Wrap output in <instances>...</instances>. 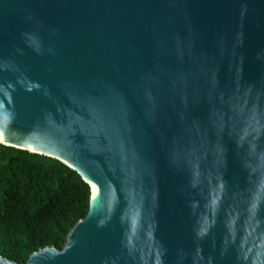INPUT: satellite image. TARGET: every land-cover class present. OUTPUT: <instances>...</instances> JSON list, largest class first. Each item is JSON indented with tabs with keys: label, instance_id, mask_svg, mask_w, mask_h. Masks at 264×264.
<instances>
[{
	"label": "water",
	"instance_id": "1",
	"mask_svg": "<svg viewBox=\"0 0 264 264\" xmlns=\"http://www.w3.org/2000/svg\"><path fill=\"white\" fill-rule=\"evenodd\" d=\"M0 144L90 190L22 264H264V0H0Z\"/></svg>",
	"mask_w": 264,
	"mask_h": 264
},
{
	"label": "trees",
	"instance_id": "2",
	"mask_svg": "<svg viewBox=\"0 0 264 264\" xmlns=\"http://www.w3.org/2000/svg\"><path fill=\"white\" fill-rule=\"evenodd\" d=\"M89 195L60 161L0 144V255L22 264L46 245L60 249Z\"/></svg>",
	"mask_w": 264,
	"mask_h": 264
},
{
	"label": "bare ground",
	"instance_id": "3",
	"mask_svg": "<svg viewBox=\"0 0 264 264\" xmlns=\"http://www.w3.org/2000/svg\"><path fill=\"white\" fill-rule=\"evenodd\" d=\"M94 190L92 189V192H93Z\"/></svg>",
	"mask_w": 264,
	"mask_h": 264
}]
</instances>
